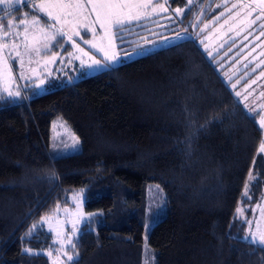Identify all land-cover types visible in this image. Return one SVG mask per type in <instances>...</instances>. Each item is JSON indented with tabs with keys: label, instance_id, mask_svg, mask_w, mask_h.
I'll return each instance as SVG.
<instances>
[{
	"label": "trees",
	"instance_id": "obj_1",
	"mask_svg": "<svg viewBox=\"0 0 264 264\" xmlns=\"http://www.w3.org/2000/svg\"><path fill=\"white\" fill-rule=\"evenodd\" d=\"M222 1L166 0L162 18L124 30L156 31L145 55L43 93L0 94V264H52L32 251L52 244L39 221L77 189L97 212L73 238L68 264H143L146 251L152 264H264V249L243 238L264 190L263 130L226 78L236 37L226 8L234 0ZM178 33L188 39L160 43ZM55 118L77 133V151L49 149ZM150 183L165 207L143 248Z\"/></svg>",
	"mask_w": 264,
	"mask_h": 264
},
{
	"label": "rangeland",
	"instance_id": "obj_2",
	"mask_svg": "<svg viewBox=\"0 0 264 264\" xmlns=\"http://www.w3.org/2000/svg\"><path fill=\"white\" fill-rule=\"evenodd\" d=\"M40 2L41 0H38L34 4ZM129 2L147 4L148 6L142 9H132V14L139 13L140 18L131 21L126 20L120 26L122 30H118L115 25L108 28L106 24L102 28L98 23L93 24L92 22L96 19L94 14L67 17V23L56 24V28L62 27L67 36H57L50 43L45 39V36L50 35L53 30L47 28V25L55 24V21L49 20L47 15L30 5V11L36 10L37 13L34 16L40 18L39 25L33 26L29 23L28 25L13 27L11 30L7 28L0 30V94L9 96L8 92L5 91L7 88L12 93L19 92L18 96L10 97L19 98L27 87H32L37 93H43L56 86L71 83L83 76L118 64H108L104 60L103 53L97 50L98 48H104L110 55L115 53L121 62L129 60L125 58V53H131L133 49L143 48L147 52L155 48L158 41L156 31L154 34L148 32L137 34L124 32V30L162 18V15L168 10L164 4L166 0H129ZM226 6L228 10L230 9L227 12V19L232 20L231 23H233L232 29L230 27L229 29L233 31L236 37V41H234L236 49L228 56L231 59H233L232 57L235 58L232 62L234 63L233 69H230L232 72L230 71L226 78L231 79L228 84L243 108L249 114L258 112L257 119L261 130H263L262 143H264V127H261L260 123L261 119L264 118V0H234L233 4L226 3ZM2 8L8 9L4 5H0V11ZM14 9H16V4L10 10L8 9L7 14L0 13V20L5 25L8 20L15 18H18L16 19L17 25L19 19L32 20L33 15H30V12L23 10L16 13ZM90 12L91 8L89 7ZM25 13L28 14L27 17H25ZM223 13L226 12L223 11L220 15ZM229 25L224 26L227 28ZM25 27L28 29L27 33H25ZM89 28H94V31L88 30ZM215 30L220 36L219 31L221 29L216 28ZM5 31L8 32L7 36L4 35ZM75 31H79L81 35L75 36ZM157 32L165 31L161 28ZM128 34L131 37H127ZM182 34L185 33H178V35ZM148 35L152 37L147 38ZM178 35L161 38L160 43L163 44L167 39L176 38ZM59 37H62L61 41L57 40ZM202 38L205 41L203 43L208 42L210 45L213 40H216L214 33L212 35L210 32L204 33L201 40ZM128 42L132 43L126 44ZM46 43L48 44L47 47L44 46ZM93 44L96 47H92ZM54 46L56 48H53ZM228 48L230 46L225 50L227 51ZM36 49H39V52ZM134 57L137 56L133 55L131 59ZM93 59L100 60L101 65L89 67L92 65ZM261 145L258 151L264 153L260 151ZM79 148L80 138L77 133L62 118H55L50 126L49 137V149L52 153L64 155L75 152ZM144 192L145 211L148 213V217L143 222L142 246L147 248L148 232L152 223L162 215L165 203L163 193L157 184H146ZM84 201L82 190H74L70 193L67 203L56 206L50 214L43 216L39 225L51 233L52 244L47 249L32 251L46 255L52 264H68V256L75 258L77 255L71 249L72 240L77 236L81 225L97 212L86 211ZM238 209L236 210L238 215L243 217L242 208L239 207ZM250 211L249 218L246 220L247 226L243 233V238L248 237L247 240L249 241H251L253 234L257 239L264 234V190L258 200L250 206ZM152 261L150 251H146L143 264H152Z\"/></svg>",
	"mask_w": 264,
	"mask_h": 264
},
{
	"label": "snow or ice",
	"instance_id": "obj_3",
	"mask_svg": "<svg viewBox=\"0 0 264 264\" xmlns=\"http://www.w3.org/2000/svg\"><path fill=\"white\" fill-rule=\"evenodd\" d=\"M22 0H0V5H4L9 10L12 8L13 5L21 3ZM147 4H133L130 3L129 0H41L39 4H33V7L36 9H39L40 12L47 15L49 20H54L55 24L47 25V28L52 29L50 35H46L45 39L50 43L51 41L55 40L57 36H67V33L63 31V28H56V24L67 23V17H80L84 16L85 14L95 15V21H93V24H100L102 28L105 27V25H108V28H111L113 25L117 26L118 30L120 29V26L125 23V21H131L135 19H139V13L136 15L132 14V9H142L146 8ZM89 7L91 8V12L89 13ZM177 14H180L183 12V9H176ZM27 13H25V17H27ZM16 19H10L8 20L7 24L5 25L2 20H0V30H3L4 28H7L11 30L13 27H18L19 25H28L31 23L33 26L39 25L40 18L33 16L31 21H28L25 19H19V24H16ZM81 27H86L85 25H80ZM88 30L94 31V28H89ZM28 29L25 27V33H27ZM43 31V29H41ZM4 35L7 36L8 32L5 31ZM75 36H80L81 33L79 31L74 32ZM179 38V37H178ZM27 39V36H26ZM71 39V37H69ZM85 43H89L88 41H84ZM45 47L48 46L46 43L44 45ZM74 46H76L74 44ZM92 47H96L95 44L92 45ZM98 51H101L104 55V60L108 62V64L112 63H120V59L117 58L115 53L109 54L107 50L104 48H98ZM37 52H39V49H36ZM82 51V49H81ZM87 55V53H85ZM146 54V49L140 48V49H133L131 53H125L126 59H131L133 55L135 56H143ZM211 55V53H209ZM83 63V61H81ZM100 60H92V65H89V67L95 65L100 66L101 65ZM39 87V85H37ZM5 91L8 92L9 96L19 95V92L12 93L7 88ZM239 95V93H237ZM3 97H0L2 99ZM261 127H264V118L261 119ZM260 151L264 152V143H262ZM250 179H252L251 173ZM248 185H245V188L247 189ZM239 211V209H238ZM245 239H248V237H245ZM251 242L253 244H259L262 249H264V234L260 235L257 239L256 236L253 234ZM69 243L71 241L69 240ZM75 258L73 256H68V260L72 261Z\"/></svg>",
	"mask_w": 264,
	"mask_h": 264
},
{
	"label": "crops",
	"instance_id": "obj_4",
	"mask_svg": "<svg viewBox=\"0 0 264 264\" xmlns=\"http://www.w3.org/2000/svg\"><path fill=\"white\" fill-rule=\"evenodd\" d=\"M36 1H38V0H22L21 3L16 4V13L17 12H21L23 10H26V11L30 12V15H33L34 16L37 12H36V10H31L30 11V7H31L30 5L33 6V4ZM2 9H4V8H2ZM42 19H43V17H42ZM57 40L61 41L62 40V37H59ZM65 50H66V48H65Z\"/></svg>",
	"mask_w": 264,
	"mask_h": 264
},
{
	"label": "water",
	"instance_id": "obj_5",
	"mask_svg": "<svg viewBox=\"0 0 264 264\" xmlns=\"http://www.w3.org/2000/svg\"><path fill=\"white\" fill-rule=\"evenodd\" d=\"M178 37L167 39V41L163 42V46L168 48V46L179 44V42L185 41L188 39V36L186 34L178 35Z\"/></svg>",
	"mask_w": 264,
	"mask_h": 264
}]
</instances>
